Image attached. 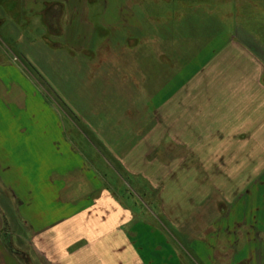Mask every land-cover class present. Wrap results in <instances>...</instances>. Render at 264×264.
Here are the masks:
<instances>
[{"label": "crops", "instance_id": "1", "mask_svg": "<svg viewBox=\"0 0 264 264\" xmlns=\"http://www.w3.org/2000/svg\"><path fill=\"white\" fill-rule=\"evenodd\" d=\"M24 4L59 33L67 13L66 40L73 53L85 52L94 59L93 50H85L101 47L104 101L124 109L127 125L142 127L138 139L127 142L133 147L113 156L127 173L138 172L130 162L140 159L145 169L138 176L144 175L151 188L159 189L160 180L168 179L163 174L179 163L175 169L187 176L184 181L189 178L193 193L202 201L211 195L213 210H218L207 229L213 230L214 239L226 238L229 243L243 230L248 243L264 238V231L249 225L231 227L228 222L231 211L244 197L251 199L264 181V36L257 33L259 27L264 29V0H53L43 6L42 0H24ZM246 6L248 22L240 21ZM15 91H9V102L20 111L22 95L14 97L19 93ZM7 93H2L5 100ZM142 110L147 113L143 119ZM0 117V196L2 189L11 196L0 197L2 261L21 264L18 254L5 247L20 234L27 247L16 249L31 262L37 255L44 264H157L149 250L138 245L139 217L119 196L108 193L97 172L80 164L72 150L62 156L51 134L49 138L27 134L32 121ZM26 141L28 147L14 149L12 143ZM163 147L177 154L170 165L157 162L169 155L161 153ZM16 157L36 162L27 159L20 170L11 162ZM249 160L253 165L248 179L239 182L243 181L241 188L233 186L241 189L240 194L226 193L216 180L233 183L231 175L244 174ZM206 173L221 174L206 176L205 184H212L216 194L194 182ZM35 174L39 178H33ZM38 189L47 192L41 196ZM48 194L51 200L45 198ZM190 194L185 193L193 203ZM221 199L229 209L223 211ZM193 214L201 225L207 220L202 213L186 216ZM165 218L177 224L178 217Z\"/></svg>", "mask_w": 264, "mask_h": 264}, {"label": "rangeland", "instance_id": "2", "mask_svg": "<svg viewBox=\"0 0 264 264\" xmlns=\"http://www.w3.org/2000/svg\"><path fill=\"white\" fill-rule=\"evenodd\" d=\"M23 1L0 0V114H3L2 119L16 118L32 121L31 129L27 134L45 135L46 138H49L51 134L56 143L54 148L60 150L62 156L67 150H72L78 156L77 160L79 159L80 164L97 172L96 176L103 181L108 193L113 197L119 196L125 203V208L135 211L139 217L141 227L136 228L140 230V236L137 238L138 245L149 250L148 256L152 257L157 264H264V246L262 245L264 238L255 237L248 243V239L244 238L245 230L241 232L242 237L238 236L239 238H234L229 243L225 240L226 238L219 240L212 237L213 230L207 229L219 215L218 210H213L211 195L208 201H206L207 198L202 201L199 195L193 193L195 187L191 185L189 178L184 181L187 176L182 177L179 170L175 169L179 163L172 165L174 168L167 171L170 174L167 172L163 174L168 179L160 180L161 182L157 184V186L161 185L159 189L151 188L149 182L143 179L144 175L138 176L141 168L145 169V163L140 159L130 162L133 167L138 168L136 174H129L124 170L113 156L122 153L121 149L127 151L132 148V145L128 147L127 142L134 140L137 134L141 133L142 127L127 125L128 120L122 116L124 109H117L118 103L107 104L104 101L106 97L103 94L104 86H102L101 78L104 72L101 65V47L94 46L93 49L85 50L88 53L93 50L96 55L94 59L85 52L73 53L66 40L68 14L65 13L62 17V32H55L43 21L37 10L23 8L22 6H25ZM52 1L42 0V6L45 2L51 4ZM248 9V6L244 7L245 11L239 14L243 16L240 21L248 22ZM253 10L252 16H254ZM239 16L237 17L240 18ZM258 22V24L261 23L260 20ZM258 29L257 33L263 37L264 29L260 27ZM114 50L116 51L117 47H114ZM10 90L19 91L17 95L14 94V97H20V93L22 95L23 109L20 111H16L13 106L15 104L9 102ZM5 91H8L6 100L3 99L4 94H2ZM141 114L142 119L147 115L144 110ZM134 128L135 131H133ZM12 144L17 146L14 149H18L21 146L28 147L29 142ZM140 148H137L139 155H141ZM164 150L169 154L167 159L162 157V161L159 157L157 162L170 165L172 156L174 158L177 154L172 152L170 154L164 147L161 153H164ZM39 151L41 152L42 148ZM27 159L30 164L36 162V159L32 157L11 158V162L15 163L13 167L17 166L21 170L20 163ZM146 160L149 162L148 159ZM80 164L78 163L77 166L80 167ZM249 165L250 160L248 161L249 170L246 169L244 174H225L231 175L234 179L233 183L222 179L216 181L227 189L226 193L231 190L232 195L236 193L239 195L241 189H234L233 186L239 185L241 188L243 181L239 182L242 179H248L253 164L250 168ZM213 175H218L220 178L221 174L206 173V175H200L194 182H200L209 189L210 193L216 194L212 184H205L209 183L206 176ZM159 176L160 174H157V177ZM33 178H39V175L35 174ZM33 183L38 184L34 179ZM210 183L213 182L210 180ZM1 191V198L7 196L11 199L9 193L4 189ZM43 191L46 193L47 189H38L41 196ZM188 192L191 193L193 203L188 202L185 195ZM246 193L248 194V190ZM50 197L52 196L48 194L45 198L51 200ZM246 199L248 198L244 197L243 202L231 211L229 225L231 227L249 225L255 230L264 231V181L254 190L252 200ZM222 202L223 211L225 208L229 209L227 202L224 200ZM13 203L17 205V202L13 201ZM220 211L222 212L221 208ZM188 212L202 213V218L207 220H203L204 223L201 225L198 220H194L195 214L191 217H189L190 214L186 216ZM168 215L178 217L177 224L170 223L165 218ZM187 218L189 219L186 220ZM13 238V240L10 238L9 244L14 252H17L16 246L27 247L25 239L23 240L20 234L19 237ZM18 259L21 264H44L43 259L37 255L33 256L32 262L29 258L27 261L25 256L18 255ZM0 264L7 263L0 257Z\"/></svg>", "mask_w": 264, "mask_h": 264}, {"label": "trees", "instance_id": "3", "mask_svg": "<svg viewBox=\"0 0 264 264\" xmlns=\"http://www.w3.org/2000/svg\"><path fill=\"white\" fill-rule=\"evenodd\" d=\"M89 2H96V0H88ZM45 4V3H44ZM47 5V4H46ZM6 248H8V246H6Z\"/></svg>", "mask_w": 264, "mask_h": 264}, {"label": "bare ground", "instance_id": "4", "mask_svg": "<svg viewBox=\"0 0 264 264\" xmlns=\"http://www.w3.org/2000/svg\"><path fill=\"white\" fill-rule=\"evenodd\" d=\"M107 107V106H106ZM108 110H111L110 108H108Z\"/></svg>", "mask_w": 264, "mask_h": 264}]
</instances>
